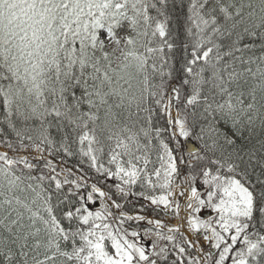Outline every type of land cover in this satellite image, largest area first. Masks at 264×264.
Instances as JSON below:
<instances>
[{
  "label": "snow or ice",
  "instance_id": "obj_1",
  "mask_svg": "<svg viewBox=\"0 0 264 264\" xmlns=\"http://www.w3.org/2000/svg\"><path fill=\"white\" fill-rule=\"evenodd\" d=\"M0 264H264V0H0Z\"/></svg>",
  "mask_w": 264,
  "mask_h": 264
}]
</instances>
